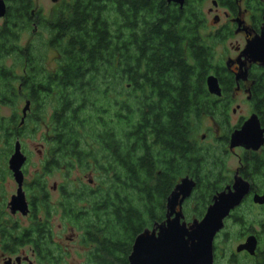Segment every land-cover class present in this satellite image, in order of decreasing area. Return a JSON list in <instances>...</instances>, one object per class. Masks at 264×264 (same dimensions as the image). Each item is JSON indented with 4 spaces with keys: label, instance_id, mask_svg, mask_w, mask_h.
<instances>
[{
    "label": "trees",
    "instance_id": "obj_1",
    "mask_svg": "<svg viewBox=\"0 0 264 264\" xmlns=\"http://www.w3.org/2000/svg\"><path fill=\"white\" fill-rule=\"evenodd\" d=\"M8 2L0 27V108L12 112L0 113V158L11 155L29 122L42 121L44 172L68 176L77 168L98 175L94 186L66 180L59 202L65 224L81 232L84 264H128L135 237L165 219L166 199L182 177L195 181L187 199L195 216L211 198L197 132L204 102L214 108L205 85L212 52L196 31L198 8L166 0H62L57 13L38 21L46 39L20 46L19 34L31 29L32 2ZM20 96L33 106L22 123ZM246 163L264 172V156ZM43 180L35 173L28 184L27 226L6 218L0 200V246L13 254L28 244L40 264H60L66 253L51 237L52 209L44 203L42 221L35 212L36 199L45 198Z\"/></svg>",
    "mask_w": 264,
    "mask_h": 264
},
{
    "label": "flooded vegetation",
    "instance_id": "obj_2",
    "mask_svg": "<svg viewBox=\"0 0 264 264\" xmlns=\"http://www.w3.org/2000/svg\"><path fill=\"white\" fill-rule=\"evenodd\" d=\"M30 1L32 6L29 8L27 17L31 19L30 25L35 33L38 29V21L46 20L57 13L61 8V2L45 14L35 7L33 0ZM51 1L56 3L57 0ZM207 1H210V6L204 11L201 6L203 2ZM3 2L5 12L0 17V27L4 24L9 8L8 0H3ZM171 4L180 9L186 4L192 5L191 8H198L199 12H194V16L191 15L197 20L196 31L200 42L208 46L212 52L210 59L212 71L209 75L216 77L220 87V95L208 92L213 97L214 103L211 102V104L214 108L210 110L207 103L204 102L199 124L200 128L207 130L200 136L199 145L201 152L207 158L201 173L203 188L205 192L211 194V198L203 213L200 216L193 215L191 218L185 211L184 205L189 197L186 198L181 206L183 215L181 221L189 225L194 220H200L207 207L213 202V196L227 191V187L232 186L235 176L241 177L249 183V190L240 203L229 210L223 219L222 228L215 234L212 242V264H264V202L256 203L253 200L256 195L261 196L264 192V172L254 173L251 166L246 163V158L250 160L255 156H264V142L257 150L246 149L242 146L229 147L231 133L239 129L252 116L256 117L264 136V0H184L182 6L172 2ZM204 29L207 30L205 33H203ZM182 40L184 41L183 45L186 48L189 47L184 36ZM217 46L222 48L219 59H216L214 51ZM238 100L241 103H236ZM26 101L29 102L27 114L33 106L29 97H25L24 104ZM234 103H236L235 107H232ZM241 106L247 107L246 114L239 116L232 123L230 117L236 115ZM228 153H233L237 158V166L232 175L224 163V158ZM23 154L26 160L21 166L22 190L28 204V213L22 215L19 212H10L8 202L11 194L8 201H4V212L6 218L9 216L13 220H16V217L29 220L33 210L31 193L28 190V184L32 179L27 180L25 177L24 165L27 155ZM9 157H3L0 160L4 163L6 161L7 166L3 165V167L13 179L8 168ZM45 162L46 156L32 175L33 178L35 173H40L44 179L43 195L45 198L41 196L36 199V203L34 202L35 212L41 221L46 208L44 203L51 206L45 181L48 174L43 171ZM80 184L82 183L76 184V186ZM89 184H93L91 179H88L87 185ZM62 185L63 183L59 186L56 184L52 186V190L59 191L60 200L63 194ZM5 254L10 253L4 251L0 246V257L3 258L4 264H24L25 262L33 264L28 256L16 255L12 259L10 256L6 257ZM33 254L35 253L33 252Z\"/></svg>",
    "mask_w": 264,
    "mask_h": 264
},
{
    "label": "water",
    "instance_id": "obj_3",
    "mask_svg": "<svg viewBox=\"0 0 264 264\" xmlns=\"http://www.w3.org/2000/svg\"><path fill=\"white\" fill-rule=\"evenodd\" d=\"M166 2L182 6L184 0ZM4 12V2L0 0V17ZM206 87L210 94L220 95V87L214 75L207 76ZM28 106L29 102L26 101L21 110L20 123L24 120ZM263 142V130L260 129L256 117L252 116L231 133L229 147L242 146L257 150ZM25 160L20 142L16 140L8 159V168L16 183V190L10 196L8 206L11 213L19 212L22 215L28 213V204L22 190L21 166ZM194 187L195 181L189 176L179 180L166 199L165 219L155 223L150 229H144L135 237L128 256V264H212L213 238L222 228L223 219L229 210L238 205L248 193L249 183L235 176L232 186L227 187V191L213 196V202L207 207L204 216L187 225L181 221L183 217L181 206L191 195ZM253 200L256 203H263L264 192L261 196L256 195Z\"/></svg>",
    "mask_w": 264,
    "mask_h": 264
},
{
    "label": "rangeland",
    "instance_id": "obj_4",
    "mask_svg": "<svg viewBox=\"0 0 264 264\" xmlns=\"http://www.w3.org/2000/svg\"><path fill=\"white\" fill-rule=\"evenodd\" d=\"M36 8L41 10V13H45L51 8L58 5L62 0H57L56 3L51 0H33ZM210 6V1L203 2L201 8L206 10V8ZM45 30L40 29L38 26L37 31L34 33L31 29H26L21 31L19 34V45L25 46L29 42H39L45 40L47 35L44 32ZM207 30H203L205 33ZM38 34V35H36ZM215 57L216 59L221 58V47H215ZM47 57V67H51L53 65V54H48ZM11 58L6 60L7 65H10ZM25 102V97L20 96L18 99V103L16 104V110L18 114H21V110ZM236 103H241L239 100ZM232 107H235V104ZM247 107L241 106V109L237 111L236 115H232L230 117L231 122L233 123L239 116L246 114ZM12 112V107L2 106L0 108V113L3 115H9ZM21 116V115H20ZM45 122V121H44ZM207 130L203 128H198L197 136L198 141L202 133H206ZM47 129L40 121L38 124H34L33 122H29L27 127L23 130L22 135L20 137V144L23 153L27 155V161L24 165V173L27 180L32 179V175L34 171L37 169L38 165L41 163L43 158L45 157L47 151ZM224 163L226 169L233 174L234 169L237 166V158L233 153H228V155L224 158ZM6 165V161L4 167ZM2 166V165H1ZM7 166V165H6ZM3 167V166H2ZM62 170V169H61ZM51 174L46 175L45 181L47 182V190L49 193V204L51 205L52 215L50 217V227L52 240L59 244L62 249L65 251V256L61 260L60 264H84L85 256L87 253V249L80 243V234L81 232L74 227H70L66 225L61 217V209L59 207L60 195L58 190H52L53 184L60 185L64 183L66 180L69 182V185L73 186L79 183L87 185L88 179L93 181V184H89V186H94L97 182V174L91 170H81V169H73L68 176L65 175L62 171L53 170L50 172ZM227 174V170H226ZM179 182V181H178ZM16 184L8 173H4V177L0 180V200L8 201V198L11 194L15 192ZM58 204V205H57ZM189 206L192 207V203H189ZM187 200L185 202V211L189 218L193 217V213L188 210ZM190 209V208H189ZM17 224L20 227L27 226L29 224L28 219H24L23 217L17 218ZM18 253L14 254H5V256H10L12 259L15 258L16 255L28 256L33 264H37L36 256L33 254L34 250L28 244L22 245L18 248ZM0 264H4L3 258L0 257ZM24 264H27L25 262Z\"/></svg>",
    "mask_w": 264,
    "mask_h": 264
}]
</instances>
